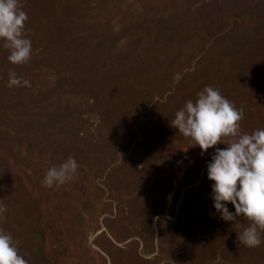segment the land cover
<instances>
[{
  "label": "rangeland",
  "instance_id": "obj_1",
  "mask_svg": "<svg viewBox=\"0 0 264 264\" xmlns=\"http://www.w3.org/2000/svg\"><path fill=\"white\" fill-rule=\"evenodd\" d=\"M20 4L30 61L0 41V228L28 264H264L213 207L215 149L171 126L211 86L242 132L264 128V0ZM69 156L75 177L42 186Z\"/></svg>",
  "mask_w": 264,
  "mask_h": 264
},
{
  "label": "clouds",
  "instance_id": "obj_2",
  "mask_svg": "<svg viewBox=\"0 0 264 264\" xmlns=\"http://www.w3.org/2000/svg\"><path fill=\"white\" fill-rule=\"evenodd\" d=\"M28 20L20 0H0V41L9 50L8 60L13 65L30 61L31 40L25 35ZM31 87L30 81L8 73V87ZM242 110L237 109L219 89L206 86L197 98L188 100L176 111L171 126L189 141V147L198 146L201 153L215 149L207 164V178L213 182L211 199L216 213L225 222L235 223L242 230L239 242L248 248L259 247L264 240V128L251 133L242 132ZM226 148H217V145ZM187 151V150H186ZM79 164L72 156L59 166L50 167L42 186L58 187L71 181ZM234 212H230L227 204ZM238 217L248 221L243 226ZM0 264H28L19 254L12 235L0 228Z\"/></svg>",
  "mask_w": 264,
  "mask_h": 264
}]
</instances>
